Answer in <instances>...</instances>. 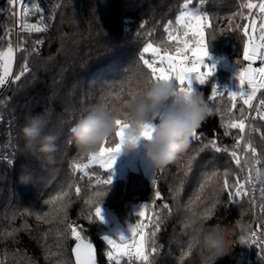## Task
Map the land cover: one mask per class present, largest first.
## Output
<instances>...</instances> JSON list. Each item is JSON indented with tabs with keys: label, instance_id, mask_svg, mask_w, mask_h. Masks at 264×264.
Masks as SVG:
<instances>
[{
	"label": "trees",
	"instance_id": "1",
	"mask_svg": "<svg viewBox=\"0 0 264 264\" xmlns=\"http://www.w3.org/2000/svg\"><path fill=\"white\" fill-rule=\"evenodd\" d=\"M244 1L199 0L212 22L206 38L209 40L210 34L216 37L208 41V51L226 52L229 59L226 67L236 61L244 62L243 46L247 37L243 28L237 27L249 23L243 18L249 14L242 9ZM4 3V0L0 2V52L7 44H13L12 14ZM183 3L184 0H61L54 27L45 35L39 54L19 50L17 54L25 58L29 71L5 90V85H0V264H74L71 248L76 241L58 220H37L34 205L49 212L50 206L44 201L66 188L72 178L70 166L74 158L78 163L87 162V156L79 151L71 136L72 126L98 106H108L111 110V105L119 103L115 100L117 93L128 100L130 91L139 92L144 87L150 77L149 70L138 58L144 45L151 42L174 49V44L168 46L164 26L172 20L175 27V17ZM251 15L257 19L260 33V14L253 10ZM19 42L29 43L30 39L24 37ZM146 58L152 57L146 54ZM17 59L18 55L16 62L20 64ZM215 67L207 84L199 86L212 115L201 122L196 129L197 139L189 138L187 148L179 156L196 155V161L178 194L176 188L184 165L180 159L156 169L155 185L140 170H127L124 177L110 170L112 184L101 205L104 221L94 223L87 219L89 206L84 200L92 191L106 190V185L96 188L92 185L105 179L107 172L101 165L93 164L88 170L93 176L91 182L87 177L80 178L79 173L76 175L71 189L72 203L67 210L68 221L83 225L82 235L95 245L98 264L116 262L108 259L111 246L97 232L109 230L118 238L114 226L137 222L135 213L141 204L149 206V215L155 211L162 216L161 229L154 238L150 236L154 229L151 226L146 229L149 251L152 239L157 245V255L150 257L155 264H206L207 254L201 247L194 244L188 248L190 234L184 227L186 219L193 216L189 207L198 194L201 202L194 211L200 214L212 209V216L202 219L205 228L222 226L232 232L230 252L215 264H264L260 255L264 251V120L260 119L264 116V105L249 109L238 98L236 108L228 112L232 101L226 92L210 100L216 85L221 92L225 88L237 90L233 88L230 71ZM241 108L248 117L243 136L245 141L252 140L261 162L252 168V182L245 184L248 196L232 200L227 191L217 188V200H213L209 198L211 188L201 194L200 185L206 174L219 171L222 184L223 173L227 171L234 192L236 179L244 182L248 169L242 172L236 166L231 151H237L242 164L245 159L253 163L252 153L243 151L244 142L240 148H234L241 135L239 130L226 127L230 121L240 118ZM32 117H40L46 125L44 131L58 137L57 150L50 158L25 146L20 129ZM212 140L227 151L216 152L209 147L197 155ZM109 142L114 144L115 136ZM77 185L81 188L79 196L75 193ZM156 191L162 199H156ZM164 204L169 205L171 213L162 207ZM249 230L256 233V243L251 246L240 243L241 236L251 243ZM120 264L139 262L135 257L129 261L121 257Z\"/></svg>",
	"mask_w": 264,
	"mask_h": 264
},
{
	"label": "snow or ice",
	"instance_id": "2",
	"mask_svg": "<svg viewBox=\"0 0 264 264\" xmlns=\"http://www.w3.org/2000/svg\"><path fill=\"white\" fill-rule=\"evenodd\" d=\"M10 5L15 10V6L19 3L23 6V14L27 16L33 9L41 13V20H44V8L38 2V0H8ZM59 7V5H57ZM243 8L247 9L249 14L244 16L249 23L244 24L243 34L247 37L246 42L243 46V60L248 63L243 66H238V71L235 74L236 79L239 82L237 90L231 91L227 88L223 89V92L219 91L220 88L216 85L212 89V94L209 97L210 100H214L218 95H223L225 92L232 101L231 107L227 110L231 112L236 108L237 99H242L243 104L249 109L253 107L252 101L255 99L256 94L259 90L264 89V67L254 68L253 63L258 60H264V0H258L254 3L252 0H247L246 3L242 5ZM155 11V6L152 7ZM257 10L260 14L259 22V43H257L255 38V33L257 32V19L252 18V11ZM54 19V15L52 16ZM175 27H173V21L169 20L164 26V31L167 33V42L174 44V50L168 48H161L153 43H147L139 55V60L142 64L149 70L150 77L149 80L154 81H175L179 85L180 91L185 94H191L194 91H200L199 86H204L207 84L209 78H211L216 67L214 64L205 63V58L209 56L208 51V40L206 38V32L212 27L211 17L207 12L206 7H201L199 0H184L181 6V11L179 15L175 17ZM231 23V21H229ZM50 25L48 23H43L41 26L36 24H24L23 28L28 32H46L48 31ZM142 28L143 25H140ZM249 28H251V34L249 33ZM39 43V42H38ZM34 54H39L37 49H33ZM146 54L150 55L152 58H146ZM14 60V50L11 44L8 45L7 50L0 52V61H2L3 75H0V85L5 83V78L11 74V65ZM239 65V61H236ZM29 71L27 64H25L20 75L15 76L14 80L19 81L21 77ZM141 90V89H140ZM123 91V89H122ZM139 92L130 91L128 94L131 98L135 97ZM115 100L119 101L118 104L111 105L112 111H118L121 109L127 100L122 99L120 93L115 95ZM264 105V100L260 102ZM105 110H109L108 106H104ZM241 116L237 120L230 121L226 127L229 129H238L241 135L236 139L234 148H240L241 143L244 142L243 151L245 153L251 152L253 157V163H249L247 159L241 161V157L238 155L237 151H231L230 155L234 159L237 167L243 172L245 168L248 169V176L245 178L244 182H241L239 178L236 179L233 192L230 188L228 182L229 173L225 171L223 173V179L221 184V174L219 171H211L210 174H206L203 183L200 185L201 194L205 189L211 188L210 199L217 200L216 191L217 188L220 190H225L228 192L230 199L234 200L238 197L248 196L249 192L245 187V184L252 182V168L259 164L261 161L258 158L257 149L253 146L252 140L249 138L245 141L243 133L245 132L247 116L244 115V109L240 110ZM208 115H212V109L208 108ZM260 119L264 120V116ZM117 130L114 134L116 142L110 144L109 141H105L100 145V147L94 151L88 153L87 163L74 162L71 164V179L68 181L66 188L62 189L57 195L51 197L49 200L44 201L45 205L50 206V211L45 212L43 208H37L36 205V219L39 221L51 222V220H58L59 223L65 225V231L73 238L76 243L72 248V253L75 256V264H96L95 259V249L93 244L87 240L83 235V225H76L68 221L67 210L72 203L71 199V189L75 184V177L79 173L80 178L87 177L91 182L93 179L92 174L88 171L93 164H100L107 172V177L102 180H97L93 188L106 185L105 191H92L91 195L84 200V203L89 206V214L87 219L90 222L96 223L97 221L103 222V210L102 203L104 196L110 191L112 184V175L110 170L112 169L117 157L121 153L123 141H124V129L127 127L125 123L121 120L116 121ZM197 129V128H196ZM194 129L190 135V138L197 139V132ZM151 125L145 126V131H150ZM228 135V133H225ZM212 148L216 152L227 151L226 148L221 149L217 146L216 141L212 140L210 144L204 145V148L197 151L202 152L204 149ZM184 161L183 174L179 177V184L176 188L177 194L182 190L189 173L193 170L194 162L196 161V155H187L186 157H177ZM175 159V160H176ZM154 173L152 172V183L155 185ZM259 170H257V178H259ZM76 196L81 194V188L77 185L75 186ZM264 194V191H262ZM156 199H162L161 193L156 191ZM201 202V195L198 194L195 200L191 202L189 210L192 211L193 216L200 217L201 219H208L212 216V209H206L203 213L197 214L194 209ZM254 203V201H253ZM215 204L213 205V207ZM148 205L141 204L135 215L139 218L137 222L129 225L128 235H118V239L111 238L109 236H103V238L111 246V251L107 253L108 259L115 260L116 264H120L121 257H127L131 260L135 257L139 264H155V260L150 259V257L156 256L158 253L157 245L155 239L151 241V250L149 251V243L146 229L151 226L154 230L150 233L151 237H155L156 234L161 229L162 216L160 213L153 211L151 215L148 214ZM171 213V208L168 204L162 206ZM147 220V223L144 221ZM250 231L251 243L245 239L244 236L240 237L241 244H248L251 246L256 243V233ZM130 233V236H129ZM13 233H8L12 235ZM194 243L189 242L188 248L191 249ZM187 255V253H184ZM261 257L264 258V251L260 253Z\"/></svg>",
	"mask_w": 264,
	"mask_h": 264
},
{
	"label": "clouds",
	"instance_id": "3",
	"mask_svg": "<svg viewBox=\"0 0 264 264\" xmlns=\"http://www.w3.org/2000/svg\"><path fill=\"white\" fill-rule=\"evenodd\" d=\"M215 38L210 34L208 41ZM208 108L203 94L198 91L185 94L175 81L148 79L139 93L128 99L121 109L112 111L98 106L72 126L70 132L79 151L87 155L106 140H111L119 119L127 125L121 153L141 148L148 165L157 169L184 152L192 131L208 115ZM146 125H151L150 131H145ZM45 127L40 117H32L21 127L20 134L26 148H34L50 158L57 150L58 137L45 132ZM184 227L191 242L206 252V264H215L217 259L230 252L233 243L230 229L222 226L205 228L198 216L188 217Z\"/></svg>",
	"mask_w": 264,
	"mask_h": 264
},
{
	"label": "built area",
	"instance_id": "4",
	"mask_svg": "<svg viewBox=\"0 0 264 264\" xmlns=\"http://www.w3.org/2000/svg\"><path fill=\"white\" fill-rule=\"evenodd\" d=\"M4 1H5V3H4L5 7H8V9L11 11V14H12V22H13L12 31H13V45H14V51H15V60H16L17 52L19 50L20 51L22 50L23 52L33 53V49L35 48V49H37L38 52H40L42 49V46H43L45 35H47L54 27L55 19H56L57 12L59 9V7H57V5L60 6L61 0H38V2L42 5V7L45 10L43 13V16H44L43 21L41 20L42 14L36 12L34 9L32 11H30L27 16H25L23 14V10H22L23 6H21L19 3L16 4L15 10L13 11V7L10 5L8 0H4ZM246 2H247V0L244 1L242 3V5ZM252 2L256 3L257 1L252 0ZM242 9L245 10V8H243V7H242ZM0 12H2V11L0 10ZM53 15H54V19H52ZM244 16H246V15H244ZM43 23H48L50 25L48 31H46V32H40V33L28 32V31H25L23 28L24 24H29V25L30 24H36L37 26H41ZM24 37L26 39H30V42L20 44L19 40L21 38H24ZM256 41H257V43H259V38ZM163 48H167V47L164 46ZM228 60L229 59H228V55L226 52L221 51V50L220 51H212V52H209V56L207 58H205V63L210 64V65L214 64L215 66L225 68V69H228L229 71H231L230 67H226V63L228 62ZM247 63H248L247 61H244V64L235 65V67H236V71L234 70L235 74L238 71V66H243V65H246ZM25 64H26V62L23 65L25 66ZM253 67L254 68L264 67V60H262V59L256 60L253 63ZM14 70H15V67L13 65V68L11 70V74L7 77V80L5 81V83L2 84V85H5L4 90L7 88V86L10 83L16 82L14 80L15 76L20 75V73H21V72L16 73ZM263 94H264V89H261L257 92L256 97L252 103L253 104L252 108H256L259 104H261L260 102L263 100V98H262ZM97 235L98 236H109L111 238L118 239L115 236V234H113L109 230H103V231L97 232ZM125 258L127 261H129V258H127V257H125Z\"/></svg>",
	"mask_w": 264,
	"mask_h": 264
},
{
	"label": "rangeland",
	"instance_id": "5",
	"mask_svg": "<svg viewBox=\"0 0 264 264\" xmlns=\"http://www.w3.org/2000/svg\"><path fill=\"white\" fill-rule=\"evenodd\" d=\"M250 33H251V30H250ZM257 33H259V32L255 33L256 40H258V38L260 36V33H259V35ZM11 46H12V48L14 50V45L12 44ZM168 46H173V44H168ZM7 47H8V44H7ZM7 47L3 51H6ZM17 55H18V59L17 60L21 61L20 64H18L16 62V60H15V51H14V60H13L12 65H11V70H12L13 65H14V67H15L14 71L16 73L21 72L23 70V68H24L23 64L25 63V58L24 57H20L19 58V54H17ZM16 58H17V56H16ZM2 63L3 62L0 61V66H1V74L0 75H3ZM242 64H244V62ZM235 65H237L236 62L235 63H231L229 65V67L231 68L230 73H231V80H232V83H233V88L235 89V87H236V89H237V87L239 85V82L236 79V75H235V71H236ZM6 80H7V77L5 78V81ZM85 163H87V162H85ZM127 170H140L146 175V177L150 181H152V172L155 174V171H156V169L151 168L148 165L147 161L144 159L143 150L141 148H137L136 150L128 151L126 153H121L117 157V159H116V161H115V163H114V165H113V167L111 169V171H112V173L114 175H118V176H122V177L125 176ZM131 224H133V223L127 222L124 225H116V226H114L113 230L116 232L117 235L127 236L128 235V228H129V225H131ZM129 236H130V233H129Z\"/></svg>",
	"mask_w": 264,
	"mask_h": 264
},
{
	"label": "water",
	"instance_id": "6",
	"mask_svg": "<svg viewBox=\"0 0 264 264\" xmlns=\"http://www.w3.org/2000/svg\"><path fill=\"white\" fill-rule=\"evenodd\" d=\"M2 0H0V2H1ZM91 242V241H90ZM76 243V242H75ZM75 243L73 244V246H72V248L75 246ZM92 243V242H91ZM93 244V243H92ZM93 247H94V249H95V259H96V264H98L97 263V252H96V248H95V245L93 244ZM72 248H71V250H72ZM71 255H72V258H73V262H74V264H75V256H74V254L72 253V251H71Z\"/></svg>",
	"mask_w": 264,
	"mask_h": 264
}]
</instances>
